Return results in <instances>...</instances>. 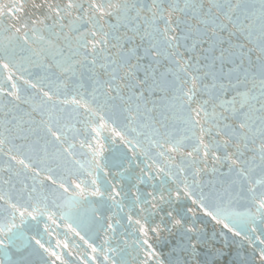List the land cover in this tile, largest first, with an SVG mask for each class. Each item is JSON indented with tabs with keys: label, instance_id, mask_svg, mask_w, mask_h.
<instances>
[{
	"label": "snow or ice",
	"instance_id": "6c2138e0",
	"mask_svg": "<svg viewBox=\"0 0 264 264\" xmlns=\"http://www.w3.org/2000/svg\"><path fill=\"white\" fill-rule=\"evenodd\" d=\"M0 264H264V0H0Z\"/></svg>",
	"mask_w": 264,
	"mask_h": 264
}]
</instances>
